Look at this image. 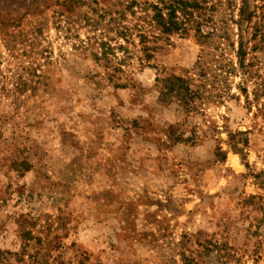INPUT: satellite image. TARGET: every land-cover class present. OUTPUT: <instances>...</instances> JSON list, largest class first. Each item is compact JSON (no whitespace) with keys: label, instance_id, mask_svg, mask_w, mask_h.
Returning a JSON list of instances; mask_svg holds the SVG:
<instances>
[{"label":"rangeland","instance_id":"374dc122","mask_svg":"<svg viewBox=\"0 0 264 264\" xmlns=\"http://www.w3.org/2000/svg\"><path fill=\"white\" fill-rule=\"evenodd\" d=\"M165 3L0 0V264H264V0Z\"/></svg>","mask_w":264,"mask_h":264},{"label":"trees","instance_id":"16d2710c","mask_svg":"<svg viewBox=\"0 0 264 264\" xmlns=\"http://www.w3.org/2000/svg\"><path fill=\"white\" fill-rule=\"evenodd\" d=\"M204 3L205 0H167V3L164 4L165 6L155 7L157 10L154 14V17L158 24L162 26V32L165 33L183 32L188 29V25H190V22H194L197 25L196 31L198 32L197 34L199 38H203L205 40L211 34L214 33V28L212 31L208 30L207 32H204L202 28V22L200 20H194V14L189 9H201L203 6L202 4ZM244 11L245 9L242 8L241 15H243ZM240 29L241 31L243 30V28ZM239 38V45L236 51L237 65H232V67H229L227 63H221L218 67V69H220L221 71L232 72L235 71L237 68L247 70L249 66V64H246V58L249 53L247 46L248 41L244 40L243 34H239ZM199 76L202 77V79L207 78L206 73L203 70L199 72ZM172 81L175 85H179V90H183V93L180 95L181 100L187 105H189L195 97H199V95H201L200 88L204 87V83H202L200 85H197L198 88L193 91L187 85L185 86V82H187L185 78L173 77ZM184 89L187 90L188 93L184 92Z\"/></svg>","mask_w":264,"mask_h":264}]
</instances>
